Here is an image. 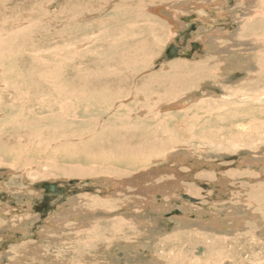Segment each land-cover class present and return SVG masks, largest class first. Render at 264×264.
Masks as SVG:
<instances>
[{
    "label": "rangeland",
    "instance_id": "obj_1",
    "mask_svg": "<svg viewBox=\"0 0 264 264\" xmlns=\"http://www.w3.org/2000/svg\"><path fill=\"white\" fill-rule=\"evenodd\" d=\"M245 1L0 0V77L13 90H4L0 84V264H264V240H259L260 235L264 238V231L253 222H247L244 232L235 234L234 240V236L223 233L225 229L217 233L201 230L203 226L184 227L179 223V217H187L190 221L204 219V215L209 216L216 205H219L218 209L225 205V210H216L220 216L217 218L225 217L234 199L231 178H227L229 183L224 185L227 189L221 194L215 193L220 186L217 188L205 180L198 186L200 195L192 196L182 187L174 188L167 195L158 192L155 206L151 207L153 210L148 208L142 214L144 220H154V224L144 225L145 228L138 231L140 240L132 241L137 233L129 224L130 230L125 228L121 234L124 236L116 238L119 245L111 247L103 243L99 249H86L84 236L92 238L98 234L104 237L110 225L120 223L119 218H99L102 223L95 225L96 229L93 221L85 222L82 225L90 232L85 235H80L78 229L76 235L70 228L54 230L53 223L45 229L46 233L43 229L46 222L54 221L56 212L80 207L81 202L76 203V198L93 195L100 198L98 203L101 202L104 192L100 187H105L102 186V176L96 175L99 168L127 169L129 165H135L137 169H132L134 171L160 168L163 173L155 172L160 176L177 171L182 178L185 176L180 178V185L191 183V186L206 171L217 173L220 169V175H242V179L245 178L243 174L253 170L264 171V72L258 70L254 73V64L244 62L253 59L260 67L264 64V33L260 29L248 28L242 31V36L240 31L247 26L245 22L238 28L242 18H257L261 14L255 13L261 9L264 0H251L248 5ZM201 5L209 14L199 20L195 8ZM168 7L178 11L179 16L190 19L188 24L179 27L178 32H175L177 29L171 31L172 25L164 16L149 11ZM233 38L242 40L243 44H237ZM190 43L200 46L190 59L181 58L184 50H191ZM171 45L179 47L178 56L167 58L165 52ZM230 52L233 57L244 61L226 62L224 57L230 56ZM36 64L42 66L39 67L42 71L50 72L57 92L69 85L73 92L83 93L87 100L81 112L73 104L70 117L73 128L53 139L37 138L31 129L26 130L27 122L45 117H30L24 109L29 99L23 101L25 98H22L27 92L31 98L32 91L47 89L43 82H39ZM21 73L28 76L24 81H29L22 91L12 86ZM57 92L56 113L61 103ZM177 101H184L187 106L172 109L170 106ZM140 112L143 114H138ZM93 119L95 122L91 121ZM55 120L58 124L59 115ZM92 123L94 125L90 126ZM5 156L23 161L37 159L39 163L36 169L25 172L11 170L7 161H3ZM254 160L258 162L257 167L246 168L245 165ZM46 163L56 167L57 177L54 178L52 170H49L51 177H43L41 172H44ZM78 164L95 169V175L84 178L90 181L87 185H79L82 180L79 177H58L63 167ZM187 171L189 174L184 175ZM174 176L170 174L166 180H174ZM43 184H54L60 192H46L41 187ZM125 199L119 198L120 202ZM28 201L33 203V210L37 213L34 216L40 215L41 219L37 223L32 220L24 223V230H15L11 216L7 214L15 209L21 210ZM109 201L95 205L117 208L118 205ZM7 205L11 209L2 210ZM38 207H45V212L39 213ZM196 207L201 209L200 213L194 212ZM170 210H178L181 214L171 215ZM250 210L258 212L263 220V205ZM247 215V211L242 213L245 221L249 219ZM81 218V215L68 217L74 224L66 227L80 225ZM76 219L79 220L77 224ZM228 223L226 220L225 224ZM41 229L40 249L43 247L49 254L45 260L37 258L29 249H23L24 246L8 242L12 237L24 239L22 235L32 231L38 235ZM17 231L24 232L21 235ZM256 231L260 235H256ZM71 235L76 238L72 239ZM123 237L125 240L130 237L131 243H123ZM81 245H85V249L78 252L76 248ZM59 249L64 252L63 256L58 255ZM5 253L7 257L1 259Z\"/></svg>",
    "mask_w": 264,
    "mask_h": 264
},
{
    "label": "bare ground",
    "instance_id": "obj_2",
    "mask_svg": "<svg viewBox=\"0 0 264 264\" xmlns=\"http://www.w3.org/2000/svg\"><path fill=\"white\" fill-rule=\"evenodd\" d=\"M253 2L255 0H252ZM246 4L245 5H248V3H251V0L248 1L246 0L245 1ZM261 2V1H260ZM107 5V4H106ZM204 5V4H203ZM203 5L200 6V8H195V11H198L199 13V17H197L199 20L202 19V17H205L206 14H209L208 11H205L203 9ZM251 5V4H250ZM249 5V6H250ZM253 6V5H251ZM261 9L259 10H256L257 13L255 14H259V12L261 14H259V16L257 18H242L241 20H239V24L241 23V25H239L238 28H240L242 26V22H245L247 24V26L244 25V27L241 28V31L240 33L242 34V31L243 30H247L248 28H253V29H257V30H261L263 31L264 33V1L261 2V5H260ZM169 8V7H168ZM164 9V8H151L149 11H151V13L153 14H159L160 16H164L170 25H172L171 27V31H173L174 29L176 30L175 32H178V30H180L181 28H179L181 25L183 26L185 23H189L190 22V19L189 18H183L184 16H179L180 13H178V11H175V10H172V9ZM180 9V8H179ZM124 12V11H123ZM194 13V12H193ZM252 13V12H251ZM156 16H159L157 15ZM223 14V13H222ZM253 14V15H255ZM247 15V14H246ZM97 16V15H96ZM208 16V15H207ZM191 17H194V16H190ZM248 17V16H247ZM254 17V16H253ZM123 18V17H122ZM121 19V18H120ZM244 19V20H243ZM196 20V19H195ZM124 24V23H123ZM186 24V25H187ZM121 29V28H120ZM239 36V34H238ZM243 36V34H242ZM139 37V36H137ZM245 37V36H244ZM135 38V37H134ZM133 38V39H134ZM239 38V37H238ZM238 38H233L234 41H236V43H242V40L238 39ZM122 43V42H121ZM206 43V42H205ZM116 44V42H115ZM191 44V43H190ZM213 44V43H212ZM133 45V44H132ZM139 46V45H138ZM190 47V45H189ZM214 47V46H212ZM114 49V48H113ZM241 49V48H240ZM191 51V50H190ZM184 53L186 52H189V50H184L183 51ZM195 52V51H194ZM17 53V52H16ZM115 54V53H114ZM245 54V53H243ZM120 54H118L119 56ZM191 56V55H190ZM222 56V55H221ZM242 56V55H241ZM176 57V56H175ZM223 58V57H222ZM226 62H234V61H244L243 59L241 58H235L233 57L232 55V52H230V56L229 55H226ZM223 58V59H224ZM19 59H22V58H19ZM74 59V58H73ZM23 61H26V59H23ZM33 60L31 59L30 62H32ZM245 63H253L254 64V69H253V72L255 73L256 71L258 70H263L262 72H264V64H262V66L260 67L259 65H257V62L253 59H250L248 62L247 60L245 59L244 61ZM50 64V63H49ZM238 64V62H237ZM237 64H236V67H237ZM259 64V63H258ZM205 65V64H204ZM244 66V65H243ZM259 66V67H258ZM37 68V74L39 75L40 79H39V82H43L44 85L47 86V89L46 90H36V91H32V94L31 95L32 97L30 98L28 95V92H27V95L24 94V97L22 96V98H25L23 99V101H25L26 99H29L26 103H25V106L27 110V112L30 114V117L31 115L32 116H38L40 117V115H45V117H40L38 118L37 120H32V122H27L26 124V130H29L31 129V131H33L34 133L32 134L34 137L37 136V138H43V137H50V138H55V136L57 134H60V133H66V132H69L70 129L73 128V121L71 120V108L73 107V104H75L76 106V109L81 112L84 104L87 105V100L84 99V94L83 93H75L73 92L69 85H67V87L63 90L60 89V91L57 92V90L55 89L54 87V84L55 82H52V79L51 76H50V72L47 73L46 71H42L40 68H42V66L36 64L35 66ZM40 67V68H39ZM55 68V67H53ZM242 68V67H241ZM247 68V66H246ZM3 75L4 74V70L2 69L1 70ZM203 72V71H202ZM9 73H11V77L13 76L12 72L10 71ZM221 73V72H220ZM48 74V75H46ZM262 74V73H260ZM33 75H36V73H34ZM61 75V73H60ZM256 75V74H254ZM53 76H55V73L53 74ZM187 76V75H186ZM200 76V75H199ZM209 76V75H208ZM28 76H25L24 74H20L19 77H16L15 78V81L14 83L12 84V86L14 87L13 89H16V90H23V87L25 86V83L29 84V81H24L25 79H27ZM56 77V76H55ZM54 77V79H55ZM58 77H60L58 75ZM261 77V75H260ZM259 77V78H260ZM263 77V75H262ZM32 78V76H31ZM35 78V77H33ZM212 78V77H211ZM251 78V77H249ZM253 78V77H252ZM255 78V76H254ZM257 78V77H256ZM38 79V78H37ZM59 79V78H58ZM124 79V78H123ZM188 79V78H187ZM56 80V79H55ZM95 80V79H94ZM182 80V79H181ZM196 80V79H195ZM217 80V79H216ZM219 80H220V77H219ZM248 80V78H247ZM250 80H253V79H250ZM259 80V79H258ZM264 80V79H263ZM84 82V80H82ZM260 81V80H259ZM36 82V81H35ZM34 82V83H35ZM95 82V81H93ZM252 82V81H251ZM261 82V81H260ZM225 83V82H224ZM264 83V82H263ZM0 84L4 87H2V89H11L12 90V87H9V86H6V82H5V79H3L2 77H0ZM26 84V85H27ZM41 84V85H43ZM56 84L57 81H56ZM55 84V85H56ZM98 84V83H97ZM250 84V83H249ZM253 84V83H252ZM256 84V83H255ZM33 85V84H31ZM60 85V83H59ZM58 85V86H59ZM261 85V84H260ZM255 86V85H254ZM259 86V85H258ZM26 87V86H25ZM24 87V88H25ZM32 87V86H31ZM40 87V86H39ZM37 87V88H39ZM61 87V86H60ZM256 87V86H255ZM30 88V87H29ZM58 88V87H57ZM63 88V87H61ZM242 88V87H241ZM254 89V88H253ZM226 90V89H225ZM231 90V89H230ZM13 91V90H12ZM56 92L59 94L58 95V98H60L61 100V103L59 105V112L56 113L55 112V105L57 104L56 103ZM31 94V93H30ZM263 94V93H262ZM90 95V94H89ZM243 95V94H242ZM264 95V94H263ZM91 96V95H90ZM99 96V95H97ZM96 96V97H97ZM87 97V96H86ZM95 97V98H96ZM249 97V96H248ZM254 97V96H253ZM259 98V96H256ZM262 98V97H261ZM53 99H55L53 101ZM185 99V98H184ZM230 99V98H229ZM242 99V98H241ZM245 99V98H244ZM183 100V99H182ZM190 100V99H189ZM250 101V99H248ZM256 100V99H255ZM243 101V100H242ZM241 101V102H242ZM251 101H253V99H251ZM120 102V101H118ZM184 101H180L177 103H173L170 107L173 109L176 107L177 108H182V107H185L187 106V103L184 104L183 103ZM20 103H21V100H20ZM56 103V104H55ZM245 103V102H243ZM247 104V103H246ZM91 105V104H89ZM7 106V105H5ZM99 106V105H98ZM225 106V105H224ZM169 107V106H167ZM169 107V108H170ZM9 108V107H8ZM161 108V107H160ZM255 108V107H254ZM86 109V108H85ZM128 109V108H127ZM222 109V108H221ZM148 110V109H147ZM150 110V109H149ZM152 110V109H151ZM162 110V109H161ZM171 110V109H169ZM250 110V109H249ZM249 110L247 112H249ZM88 111V110H87ZM116 111V110H115ZM146 111V110H145ZM164 111V110H163ZM217 111V109H216ZM215 111V112H216ZM19 112V111H18ZM130 112V110H129ZM144 112V110L142 111ZM155 112V111H154ZM220 112V111H219ZM223 112V111H221ZM239 112V111H238ZM1 113H3V111L1 110ZM8 113V112H7ZM6 113V114H7ZM25 113V112H24ZM145 113V112H144ZM147 113V112H146ZM218 113V112H217ZM232 113V112H231ZM235 113V112H234ZM233 113V114H234ZM5 114V113H4ZM131 114V113H130ZM138 114H141L138 113ZM143 114V113H142ZM141 114V115H142ZM149 114V112H148ZM56 115H59L60 117V121L57 122L58 124H56V120H55V116ZM157 115V113H156ZM135 116V115H134ZM182 116H183V113H182ZM223 116V114H222ZM230 116V115H229ZM110 117V116H109ZM153 117V116H152ZM151 117V118H152ZM169 117V116H168ZM7 118V117H6ZM77 118V117H76ZM26 119V118H25ZM125 119V117L123 118ZM123 119H120L121 122L123 121ZM139 119V118H138ZM196 119V118H195ZM224 119V118H223ZM17 120V118L15 119ZM27 120V119H26ZM55 120V121H54ZM111 120V119H109ZM119 120V121H120ZM125 120L128 121V119L126 118ZM140 120V119H139ZM138 120V121H139ZM152 120V119H151ZM187 120V119H185ZM198 120V119H196ZM233 120V119H232ZM21 121V120H20ZM78 121V120H77ZM80 121V120H79ZM93 122H95V120H91ZM137 121V122H138ZM153 121V120H152ZM182 121H184V119H182ZM223 121V120H222ZM23 122V121H22ZM118 122V121H116ZM13 123V122H12ZM99 123V122H98ZM113 123V122H112ZM115 123V122H114ZM191 123V122H190ZM120 124V123H119ZM129 124V123H128ZM182 124V123H181ZM227 124V123H226ZM20 125V124H19ZM94 124H90V126H93ZM126 125V124H124ZM164 125V124H163ZM184 125V124H182ZM201 125V124H200ZM205 125V124H204ZM203 125V126H204ZM21 126L22 128L23 127V124L21 123ZM128 126V125H127ZM209 127V126H208ZM229 127V126H228ZM107 128V127H106ZM125 128V127H124ZM159 128V126L157 127ZM177 128V127H176ZM182 128V127H181ZM196 128V127H195ZM202 128V127H201ZM220 128H224V127H220ZM233 128V127H232ZM131 129V128H130ZM154 129V128H153ZM190 129V128H189ZM219 129V128H218ZM202 131V130H201ZM212 131V130H211ZM219 131H221L219 129ZM21 132V131H20ZM216 132V131H215ZM108 133V132H107ZM202 133V132H201ZM218 133V132H217ZM31 134H29L30 136ZM193 135V134H192ZM212 135V133H211ZM216 135V134H215ZM220 135V134H219ZM27 136V135H25ZM31 137V136H30ZM90 137V136H89ZM141 137V136H140ZM193 137V136H192ZM32 138V137H31ZM239 138V137H238ZM33 139V138H32ZM22 140V139H21ZM25 140V139H24ZM136 141V140H135ZM143 140H141L142 142ZM32 142V141H31ZM102 143V142H101ZM100 143V144H101ZM123 143V142H122ZM103 144V143H102ZM144 145V144H143ZM127 146H128V143H127ZM23 150V149H22ZM31 150V149H30ZM139 155V154H138ZM160 155V154H159ZM137 158V157H136ZM176 159V158H175ZM180 159V158H178ZM262 159V158H260ZM3 161H7L6 164H8L10 166V169L13 170H24L27 171L31 168H35L37 165H38V160L37 159H31V160H27V161H23V160H15V159H11L9 156H5L3 158ZM29 161V162H28ZM31 161L33 162V164H31ZM183 161V159H182ZM206 161V160H205ZM204 161V162H205ZM56 162V161H55ZM13 163V164H12ZM51 163V162H50ZM179 163V162H178ZM198 163V162H197ZM242 163V162H241ZM257 160H254L250 165H245L246 168H249L248 166H255L257 167ZM46 167L44 170V172H41L43 177H51L50 176V173H49V170H52L55 175H54V178L57 177V172L55 170L56 167L54 165H50L48 163L45 164ZM116 165V164H115ZM208 165V164H207ZM242 165V164H241ZM34 166V167H32ZM52 166V167H51ZM118 166V165H117ZM135 166V165H134ZM134 166L132 165H129L127 166V169L126 168H122V169H118V168H114V167H110V166H107L106 169L105 168H99L98 172H96V175L99 174L101 175L102 177V186L105 187V188H101L100 187V191L104 192L103 194L104 195H101V202H104V201H109L111 203H115L117 206V208H107L106 205H95V204H99L101 202L98 203V197H94L93 195H86V196H82V197H79V198H76V203L81 202V206L80 207H77V208H73V210L71 211H68L67 209L64 210L63 212H56L57 215L52 216L53 220L54 221H49L45 223L43 229H44V232L46 233V230L45 229H48L50 227V225L53 223V227L52 229L54 230H58V231H61L62 229H67V228H70V231H74V235H76L77 233L75 231H77L78 229V233L80 235H85V234H89V230L88 231H85V228L83 227V223L85 222H89L90 220L93 221L94 223V227L95 225H97L98 223H102L101 221H99V218H119V222L120 223H117V224H112L110 225V229L108 233L104 234V237H101L99 236L98 234H94V236L92 238H85L84 236V241L83 242H87V246H86V249H91V248H96V249H99L101 248V244L103 243H108V246L111 245L112 246H115V245H119L117 242H116V238L118 239L121 235L124 233V229L127 228L130 230V227L128 226L129 224L132 225L135 229V232L137 233V235H135V238L134 240L132 241H135V240H140L139 237H138V231H142L145 227L144 225H146L147 227H149L150 225H153L154 224V220H148V218H146L145 220L143 219V212L144 211H147L146 209L150 208L151 207L153 208L155 205V198L156 196H159L158 192L164 194V195H167V194H170V192H173L175 189L174 188H179V187H182L184 188V190L189 193L190 195H200V189L198 188V186H200V181L202 180H205V181H208V182H211V184H213L214 186H216L218 188V186H220V188L218 189V191H215L216 194L218 193H222L224 192L223 190L224 189H227L224 185H226L228 182V179L227 178H231V184L230 186L233 188V191L232 192V196L234 197V199L232 200L231 202V206L232 208L227 212L228 214L225 215V217H222L221 219L217 218V217H220V216H217V211L216 210H220V211H223L225 210V205L222 206L221 208H216L218 207L219 205H216V206H213V210L211 211V213L209 214V216H207L206 214L204 216H206L204 219H197L196 221H190L187 217H179V223L183 224L184 227H190V226H194V225H197V226H203V228L201 230H205V231H210V232H221L222 230H226L225 232H223L224 234H230V236H234L232 240H234L235 238V234H238V233H243L244 231V228H245V224L248 222V223H254L253 225H256L259 229H262L264 231V218L263 220L260 219V215L258 212H253L252 210H250V208L254 207V206H258V205H263L264 206V171L262 172L261 169H257L258 171H252V173H246L245 175L243 174V177H245L244 179H242V175H233V174H225L226 175H220V173L218 172V170L220 169H217V173H215L214 171H210V173H208L209 171H206L205 174H201L199 175V179L196 180V184L195 185H190L191 183H184V184H181L179 182L182 181V179L185 178H182L183 175L181 174H178V172H172V173H164V176H160V175H157L155 172H162L163 170H159L160 168L158 169H138L136 171H134L135 168ZM190 166V165H189ZM194 166V165H193ZM96 167V166H95ZM38 168V167H37ZM93 168V167H92ZM190 168V167H189ZM195 168V167H194ZM36 169V168H35ZM134 169V170H132ZM163 169V168H162ZM199 169V168H198ZM95 170V169H94ZM90 169V166H87V167H84L82 166V164H78V165H71L70 167H67L66 169H64L63 167V170L59 172L58 174V177H73V178H76V177H79L81 178L82 180L78 182L79 185H87L90 181L89 180H84V178H87V177H90V176H93L95 175V171ZM165 170V169H164ZM186 170V169H185ZM247 170V169H246ZM170 171V170H169ZM189 171V169H188ZM186 172L184 173V175L186 174H189V172ZM203 172V171H202ZM239 172V171H238ZM41 173L39 172V174L41 175ZM163 173V172H162ZM198 173V172H196ZM170 174H174V180H166V177ZM37 175V174H36ZM97 175V176H99ZM155 175H157V177H155ZM162 175V174H161ZM96 176V177H97ZM40 177V176H39ZM182 178V179H180ZM171 179V178H170ZM227 179V180H226ZM183 183V182H182ZM207 183V182H206ZM198 184V185H197ZM45 185V184H43ZM43 185L41 186L42 188ZM260 186V188H259ZM110 187L112 189H110ZM56 190H60L58 189L56 186H55ZM258 188L260 189V195L257 194V192L259 193V190ZM199 189V191L197 190ZM231 189V188H230ZM45 190V188H44ZM178 190V189H177ZM202 190V189H201ZM220 190V191H219ZM258 190V191H257ZM9 191V190H8ZM46 191V190H45ZM226 191V190H225ZM229 191V190H227ZM48 192V191H46ZM199 192V193H198ZM51 193V192H50ZM87 193V192H86ZM85 193V194H86ZM54 194V193H52ZM202 194V193H201ZM211 194V192L209 193V195ZM231 195V194H230ZM231 196V197H232ZM59 197V196H58ZM122 198V197H126V199L123 201V202H120L119 198ZM161 197V196H160ZM211 198V197H209ZM219 198V197H218ZM85 201H88L90 202V205H88V202L85 203ZM235 201V202H233ZM70 202V201H69ZM96 202V203H95ZM75 203V204H76ZM120 203V205H119ZM189 204V203H188ZM31 205V206H30ZM165 205V204H164ZM163 205V207H165ZM24 207L21 209V210H17L15 209L16 211H12V212H9V214H7L8 216H11V219H12V222L14 223L13 226L15 228V230H19V229H23V224L24 223H28V221L32 220V221H37L40 220V215H37L36 217L34 215H36L37 213L33 210V203L30 201L26 202V204L23 205ZM212 206V205H211ZM162 207V208H163ZM187 209H191L189 206H186ZM18 208V207H17ZM25 208V209H24ZM137 208H140L138 210H135ZM168 209H170L169 207H167ZM197 209H194V212L195 213H200L199 210L201 209H198V207H196ZM244 208V210H243ZM1 209V208H0ZM9 206L7 205L6 207L4 206V208H2V210H7L9 211ZM142 209V210H141ZM164 210H167L166 208H163ZM229 209V208H228ZM153 210V209H151ZM155 210V209H154ZM6 211V212H7ZM102 211V213L100 214V212ZM161 211V210H160ZM247 211L248 215L247 217L249 219H247V221H245L242 217V213ZM239 214L237 215L236 213ZM2 213V212H0ZM157 213V212H155ZM159 213H162V212H159ZM158 213V214H159ZM170 213L171 215H180L181 213H179L178 210H170ZM169 213V214H170ZM1 215V214H0ZM6 215V214H5ZM3 215V216H5ZM62 215H64L62 217ZM82 216V218L80 219V225L78 226H68L66 227L67 225L69 224H74L73 221L71 220H68V217H71V218H78V216ZM160 216V215H159ZM186 216V215H185ZM203 216V217H204ZM244 216V214H243ZM246 216V215H245ZM264 216V215H263ZM162 217V216H161ZM177 217V216H176ZM2 218V216L0 217ZM51 219V218H48V220ZM66 220V221H65ZM101 220V219H100ZM228 220L229 223L228 224H225V221ZM47 221V220H46ZM65 221V222H64ZM75 223L78 222L79 220L76 219L74 220ZM4 222H8V221H4ZM35 223V222H34ZM90 223V222H89ZM156 223V222H155ZM31 224V223H30ZM77 224V223H76ZM157 224H159V222H157ZM37 225V224H36ZM28 226V225H27ZM89 226V225H88ZM93 227V226H92ZM144 227V228H143ZM261 227V228H260ZM28 228V227H27ZM84 228V229H83ZM88 228V227H87ZM26 229V228H25ZM39 230L37 232L38 235H35V234H32L33 231L28 234V233H24L26 235H22V233L24 232H19L17 231L19 234H21L22 236H24L25 238L24 239H19V238H15V237H12L11 240H9L8 242L9 243H12L13 245L15 246H24L23 249H29V252H32L35 254V256H37V258H40V259H47L49 254H47L43 247H42V250L40 249V244L38 242L40 236H41V233H42V230ZM96 229V227H95ZM153 229V227H151V230ZM29 230V229H27ZM31 230V229H30ZM150 231V229H149ZM29 232V231H28ZM214 232V233H215ZM217 232V233H218ZM11 233V232H10ZM157 233V232H156ZM216 233V234H217ZM28 234V235H27ZM155 234V233H154ZM166 234V233H165ZM222 234V233H220ZM256 235H260L259 231H256L255 232ZM47 235V234H46ZM73 235V234H72ZM71 235V238L74 239L76 238V236H72ZM121 236H124V235H121ZM226 236V235H225ZM238 236V235H236ZM10 237V236H9ZM16 237H19L16 236ZM3 238V237H1ZM44 238V237H43ZM42 238V239H43ZM145 238V237H144ZM160 238V236L158 237ZM226 238V237H224ZM227 238H230V237H227ZM262 238V239H261ZM5 239V238H4ZM33 239V240H31ZM170 239V238H169ZM54 240V239H53ZM131 240V238L129 237L128 240H125V238L123 237V243H128L129 241ZM160 240V239H159ZM260 241L261 240H264L263 236L260 235ZM77 241V240H76ZM122 241H121V244H122ZM7 242V243H8ZM140 242V241H139ZM117 243V244H116ZM131 243V241L129 242ZM137 244H139L138 242H134ZM84 244V243H82ZM163 244V243H162ZM161 244V246H162ZM130 245V244H129ZM160 245V244H159ZM1 247V246H0ZM117 247V246H116ZM141 247V246H140ZM58 249V248H57ZM85 249V245H81V246H78L76 248V250L78 252H82L83 250ZM1 251V250H0ZM114 251V250H113ZM42 253L44 256H42ZM63 251H61L59 249L58 251V255L59 256H63ZM114 253V252H113ZM39 255V257H38ZM109 255V254H108ZM4 257H7V253L3 254L1 259L4 258ZM9 257V256H8ZM9 259V258H8ZM59 259V258H58ZM14 260V259H13ZM5 261V260H4ZM23 263V262H22ZM68 264V263H67Z\"/></svg>",
    "mask_w": 264,
    "mask_h": 264
},
{
    "label": "water",
    "instance_id": "obj_3",
    "mask_svg": "<svg viewBox=\"0 0 264 264\" xmlns=\"http://www.w3.org/2000/svg\"><path fill=\"white\" fill-rule=\"evenodd\" d=\"M199 44L198 43H191L190 47H191V51L186 52L184 54H180L181 58H185V59H190V55H193L194 51L199 48ZM178 52V48L174 45L169 46V48L166 50L165 55L167 58H173L174 56H178L177 55ZM43 187L45 188L46 191L51 192V193H58L60 192V190H56L55 185L54 184H45L43 185Z\"/></svg>",
    "mask_w": 264,
    "mask_h": 264
},
{
    "label": "flooded vegetation",
    "instance_id": "obj_4",
    "mask_svg": "<svg viewBox=\"0 0 264 264\" xmlns=\"http://www.w3.org/2000/svg\"><path fill=\"white\" fill-rule=\"evenodd\" d=\"M37 210H39L38 212L42 214L43 212H45V207H41V208L38 207Z\"/></svg>",
    "mask_w": 264,
    "mask_h": 264
}]
</instances>
